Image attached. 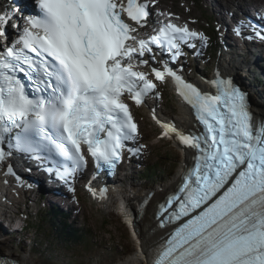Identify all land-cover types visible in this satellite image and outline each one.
<instances>
[{"label":"snow or ice","instance_id":"6c2138e0","mask_svg":"<svg viewBox=\"0 0 264 264\" xmlns=\"http://www.w3.org/2000/svg\"><path fill=\"white\" fill-rule=\"evenodd\" d=\"M34 7L22 29L13 25L10 43L15 12L0 13V164L23 153L49 162L47 171L68 183L88 165L86 146L98 171L115 174L125 151L143 147L129 146L139 128L128 101L145 104L159 95L156 82L171 78L200 128L185 132L153 110L161 135L194 155L153 214L157 228L174 227L146 251L148 264H264V118L218 70L206 81L209 92L170 66L184 47L199 41L203 48L208 38L171 19L141 31L152 15L149 0H34ZM249 26L264 41V28ZM7 174L15 175L11 166ZM88 190L107 197V187Z\"/></svg>","mask_w":264,"mask_h":264},{"label":"rangeland","instance_id":"374dc122","mask_svg":"<svg viewBox=\"0 0 264 264\" xmlns=\"http://www.w3.org/2000/svg\"><path fill=\"white\" fill-rule=\"evenodd\" d=\"M158 1L160 7L166 11H175L176 14H182V22H185L187 19L198 18L199 21L195 26L200 29H214L212 22L215 19L217 21L221 20V17L217 16L211 7L206 6V0ZM228 1H231L232 4L236 2L244 3L242 1L250 4L255 2L259 4L261 1L264 3V0ZM232 4H227L226 0H217V5H219L218 10L222 9L229 12L228 9H231ZM214 55L213 62L215 63H222L225 60L224 57L217 56L216 52ZM239 60H244L246 64L238 74L248 90L250 89L248 98L255 106L264 110V77L261 79L257 75V78H254L252 74L257 73V67L250 64V59L239 58L236 61ZM207 70L210 71L211 67L208 66ZM158 107L159 111L163 114L171 117H174L175 114L177 115V104L169 93L165 94L163 103H159ZM144 110V108L140 109L143 112ZM137 120L140 123L144 141L148 145V151L146 159L142 161L143 166H140L141 170L139 171V167L136 168L135 173L124 183V186L128 191L132 189L149 191L151 188L169 179V175L166 172L170 173V171L174 170L175 163L172 157L174 154L179 153L165 141H156L155 136L157 132L146 115H143L141 112L140 116H137ZM147 167H153V170H156V172L151 174L148 180L144 181L141 179L142 175L140 174L146 171ZM30 205H32L31 202L29 203ZM40 205H42L41 202L35 206L36 209ZM81 205V215L78 217L72 215L67 224L73 226V228L84 229L87 232L89 240L83 244H66L62 242L53 229L49 213L40 212L36 217L29 219L26 230H14L12 225H8V223L0 219V252L17 259L26 257L33 264H113L122 261L132 254V252L136 251L135 240L132 238L124 221L119 217L117 208H111L112 211L107 210L106 212L94 210L85 195L82 196ZM17 207L19 208L18 210H21V205H17ZM56 220L58 221L59 217ZM48 240L51 242L50 245L48 244ZM34 243L39 244L37 248L44 252V258L41 259L33 256L31 249Z\"/></svg>","mask_w":264,"mask_h":264},{"label":"bare ground","instance_id":"6f19581e","mask_svg":"<svg viewBox=\"0 0 264 264\" xmlns=\"http://www.w3.org/2000/svg\"><path fill=\"white\" fill-rule=\"evenodd\" d=\"M242 2H246V1H242ZM263 1H261L260 3H262ZM207 5L211 7L214 12H216L217 14V10H218V6L217 5V0H206ZM227 4H232L231 1L226 0ZM257 2H255L254 4H256ZM219 12V10H218ZM4 13V12H1ZM216 20V19H215ZM223 22L217 21L216 20V24H220V33L221 35H223V31L221 30V24ZM231 40V39H230ZM1 42H4L1 40ZM0 42V44H1ZM247 62V61H246ZM254 65V63L252 64ZM245 62L244 61H232V63L227 64L226 66L222 65L221 63L218 62L217 64V70L220 72L221 75H223V77L227 76H231L232 79H235L234 81H236V84L240 85L241 88L246 91L247 93L248 88L245 85V83L243 82V80L240 78L238 72L244 67ZM250 88V87H249ZM250 90V89H249ZM251 110L255 116V118L257 119H262L264 118V110L263 109H259L258 106H255L253 104V102L251 101ZM143 109V108H140ZM177 115L175 114L174 117L168 116L166 114H163L162 112L158 113L157 111V118L163 122H171L174 123L175 126L179 129L184 130L185 128L191 127L192 125V119L189 117V115L187 114V112H185L183 109H181L179 106H177ZM143 112V111H141ZM160 126V124H159ZM161 128V126H160ZM162 129V128H161ZM163 130V129H162ZM179 154H174V156L172 158L175 166H174V170L170 173H167L169 175V179L166 180L165 182H162L160 184H158L156 187H153L150 189V199L148 201V204L146 207H142V209H140L139 213L134 215L129 212L132 211V209L137 208L136 203L138 204L142 198L144 197V192L145 191H140V190H127L124 188V190L119 194V202H120V206L118 203H113L112 207L113 208H117L120 210L119 212V217L124 221V224L128 222V230L132 236V238L135 240V245H136V251L132 252V254L128 255L127 258H124L122 261H118L117 263H113V264H146V261L148 260V256L146 255V251L154 246H156L157 244H159V239L165 234V232L167 231L165 229H161V228H157V221L155 219H153V214L156 208V205L161 202L165 196L176 186L177 182L176 181V175H178L179 173H181V171L184 170L185 165H189L190 164V156H192V153H190L188 150H182L181 152H178ZM13 167L18 168L19 172H17V169L14 168V172L15 175H11L10 179L12 180L10 185L13 188L15 182H20V184H23L22 179L24 178V174H26L28 166L26 165L25 161H21L20 163H16V165H14ZM7 172V169H6ZM5 172V173H6ZM35 170H33L31 172L32 175H34ZM174 173V174H172ZM36 175V179L38 181H40L41 184L42 180L41 176L39 174H35ZM51 181V180H50ZM129 185V184H128ZM125 187V186H124ZM135 188V187H134ZM23 190H25V194L28 191H32L35 192V190L31 189L30 187L24 186L22 187ZM45 189H47V187H45ZM49 189V188H48ZM137 189V188H136ZM10 194L7 195L8 197H10V201H9V212H7L6 214H8V217L6 218V221L9 220L11 221V219L13 218V221L16 219H20V217H16L18 215H20L22 212H28V210L30 209L29 207V203L31 202L32 205H34L37 202V199L44 197V195L40 192L36 195H34V200H27L22 203L23 206V211L22 210H18L19 208L17 207V205H21L20 202H17L16 204L14 203L11 206V203L13 200L18 199L21 200V197L19 195V193H17L16 191H9ZM16 198H15V197ZM3 199L4 196H0V199ZM36 198V199H35ZM35 201V202H34ZM46 203H47V208H41L38 206V208L40 210H38L37 212H46L49 213L52 207V203H53V197L51 196V193H46ZM38 204V202H37ZM31 205V206H32ZM14 209L12 210L11 208ZM33 207V206H32ZM67 208L68 210H70L71 212H73V206L69 203L68 207H64ZM101 210H103V207L100 206L99 207ZM10 212H14V213H10ZM10 213V215H9ZM38 213V214H39ZM12 215V216H11ZM33 216V215H32ZM130 216V218H129ZM35 217V216H33ZM133 217V218H132ZM28 222H29V218H27ZM27 222V224H28ZM20 227L23 228V230L27 229V226L24 227V225H20V224H16ZM74 225V224H72ZM15 227L17 231H20L16 226H12ZM3 252H0V256H3ZM6 256V255H5ZM7 258L11 259L10 261H16L20 264H33L31 263L28 258H14V257H10V256H6ZM36 264V263H34Z\"/></svg>","mask_w":264,"mask_h":264},{"label":"trees","instance_id":"16d2710c","mask_svg":"<svg viewBox=\"0 0 264 264\" xmlns=\"http://www.w3.org/2000/svg\"><path fill=\"white\" fill-rule=\"evenodd\" d=\"M156 170H153V167H148L146 171H144V174L142 175V179L144 181L148 180V178L151 176V174H154ZM58 215H62V217H65L63 213H60L59 210L53 209L50 210L49 216L51 218V223L53 226L54 231L57 233L58 238L68 244H83L84 242L88 241L89 238L87 237V232L84 229H76L68 225L66 222L57 221L56 218ZM48 244L50 245L51 242L48 240ZM38 243H34L32 250L33 256L37 258H44L45 254L42 252L39 248Z\"/></svg>","mask_w":264,"mask_h":264}]
</instances>
